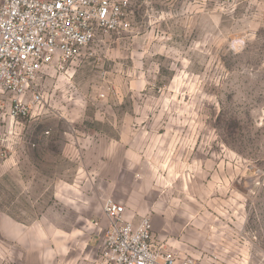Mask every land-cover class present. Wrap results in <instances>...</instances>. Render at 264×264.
<instances>
[{"label":"rangeland","instance_id":"rangeland-1","mask_svg":"<svg viewBox=\"0 0 264 264\" xmlns=\"http://www.w3.org/2000/svg\"><path fill=\"white\" fill-rule=\"evenodd\" d=\"M125 12L127 29L46 69L43 113L0 153V264H25L8 217L57 252L72 228L78 257L74 230L129 191L206 229L198 264H264V0H127Z\"/></svg>","mask_w":264,"mask_h":264},{"label":"built area","instance_id":"built-area-1","mask_svg":"<svg viewBox=\"0 0 264 264\" xmlns=\"http://www.w3.org/2000/svg\"><path fill=\"white\" fill-rule=\"evenodd\" d=\"M126 6L127 0H0L2 155L10 152L21 123L43 113L41 75L63 68L100 34L127 29ZM102 210L107 227L93 264H178L174 253L154 246L149 215L129 220L113 197L103 200ZM179 264L196 263L185 258Z\"/></svg>","mask_w":264,"mask_h":264},{"label":"crops","instance_id":"crops-1","mask_svg":"<svg viewBox=\"0 0 264 264\" xmlns=\"http://www.w3.org/2000/svg\"><path fill=\"white\" fill-rule=\"evenodd\" d=\"M116 200L125 206V217L129 220L138 222L142 216L151 217L154 246L162 252L174 253L179 258L178 264L185 258H190L198 264L199 258L205 256L204 249L209 242V235L204 227L196 225L195 219L185 214L175 215L170 204L162 200L147 201L144 192L129 191ZM99 211L98 218L92 221L87 218L82 229L74 230L77 237L85 236L83 249H79L82 255L78 257L73 255L75 247L72 243L74 234L72 228L63 231L66 238H70L69 246L60 248L58 252L53 246L41 249L40 231L35 237L36 229H24V226L21 227L11 217L7 220V234L23 246L25 264H52L58 260V254L63 264H93L99 258L104 231L107 227L102 206ZM94 221L99 224H94Z\"/></svg>","mask_w":264,"mask_h":264},{"label":"snow or ice","instance_id":"snow-or-ice-1","mask_svg":"<svg viewBox=\"0 0 264 264\" xmlns=\"http://www.w3.org/2000/svg\"><path fill=\"white\" fill-rule=\"evenodd\" d=\"M59 6V5H58Z\"/></svg>","mask_w":264,"mask_h":264}]
</instances>
